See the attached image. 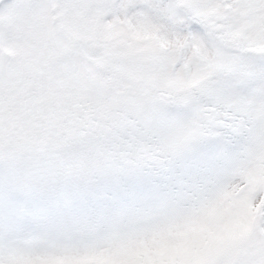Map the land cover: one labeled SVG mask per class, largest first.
Listing matches in <instances>:
<instances>
[{
	"label": "snow or ice",
	"instance_id": "1",
	"mask_svg": "<svg viewBox=\"0 0 264 264\" xmlns=\"http://www.w3.org/2000/svg\"><path fill=\"white\" fill-rule=\"evenodd\" d=\"M0 264H264V0H0Z\"/></svg>",
	"mask_w": 264,
	"mask_h": 264
}]
</instances>
